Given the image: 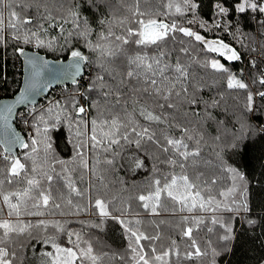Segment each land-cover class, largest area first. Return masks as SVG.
I'll return each mask as SVG.
<instances>
[{"label":"snow or ice","instance_id":"1","mask_svg":"<svg viewBox=\"0 0 264 264\" xmlns=\"http://www.w3.org/2000/svg\"><path fill=\"white\" fill-rule=\"evenodd\" d=\"M142 2L147 4L149 0H132L127 6L126 0H117L116 4L112 0H86L90 8L100 12V31L95 33L93 40L92 23L83 14L78 0H0V45L16 42L14 51L25 57L27 65L24 86L14 102L0 105V147H3L0 152L3 162L0 165V264H16L17 251L9 244L25 237L50 246V251L40 253L41 264H104L108 254H98L89 241L83 240L80 232L67 228L68 222L44 218L88 212L101 220V224L93 227L113 220L122 228L131 253L127 259L132 264H179L181 259L209 256L210 264H216V257L222 251H230L228 245L235 239L232 221L241 212H249L250 206L246 175L229 164L227 157L237 153L248 134L255 131L246 117L256 110L257 97L264 100V90L252 88L255 84L264 88V70H260L250 83L245 82L221 62V59L241 61V53L235 47L219 38L209 39L185 24L198 23L206 32L222 28L233 35L242 48L256 52L255 46L250 47L253 40L244 43L240 20L236 19L235 24L233 20L236 14L243 17L252 13V18L264 27V19L259 18L264 16V0H236L232 8L217 3L216 15L220 19L211 25L196 19L198 4L195 0H164L162 11L142 9ZM5 8L8 9L7 18ZM120 9L129 15L118 16ZM190 13L193 18L185 21ZM176 16L181 19L167 20ZM50 29L57 30V35L50 36ZM21 43L67 52L68 62L52 65L38 54L28 56L24 48L19 47ZM82 48L95 55V59ZM260 54L264 56V44L260 45ZM121 59L124 61L122 70L116 63ZM250 64L257 68L255 59L250 60ZM91 65L96 66V74L86 92L97 94L89 104L97 116L90 121V134L87 131L89 121L84 119L87 109L73 97L71 106L75 119L59 101L43 109L39 116H33L31 124L24 119L35 133L29 134L30 142H26L11 123L16 106L28 101L37 90L49 87L54 80L71 79L73 84H78V78ZM199 70H203L204 75H199ZM205 88H215L216 95L204 99L201 93ZM239 90L245 93L243 113L236 117L239 127L229 129L226 121L217 119L211 109L220 107L225 92ZM201 104L204 107L202 116L198 111H181L185 105L195 108ZM32 111L34 113L35 109ZM189 115L199 117L198 127H190V121L183 122ZM62 123H67L70 131L75 124V156L69 161L55 157L49 135ZM213 125L216 134L210 136L207 129ZM174 129L179 131V136L173 134ZM259 130L264 132V127ZM209 136L214 163L202 155ZM16 146L27 151L19 156L13 151ZM150 147L163 158L149 155ZM129 149H132L130 170L144 168L149 159L153 161V173L160 172L157 163L170 169L161 178L154 176L148 190L135 199L151 217L163 213L178 216L179 224L183 225L181 239L190 242L186 250L181 251L177 241L170 239L168 246L158 251V242L163 238L160 226L168 221L152 219L149 224L154 231L150 233L144 228L139 213L135 218H128L130 204L116 209L119 215L114 214L111 205L115 197L106 198V174L118 170L119 161L128 158ZM56 164L61 166L59 172ZM209 167L214 169L211 175L206 171ZM86 176L88 186L82 188L79 185ZM21 182L25 185L22 189L4 190L5 183ZM96 182L105 190L103 195ZM225 213L231 215L225 219ZM206 220L212 227L207 226ZM247 222L255 223L251 219ZM202 225L209 233H214L217 225L222 229L217 235L220 248L213 247L211 240L207 241L206 249L201 248L193 232L199 231ZM50 228L54 230L52 234H49ZM60 235H65L71 246L59 243ZM119 259L123 262L126 257L119 256ZM20 264H24L23 259Z\"/></svg>","mask_w":264,"mask_h":264},{"label":"trees","instance_id":"2","mask_svg":"<svg viewBox=\"0 0 264 264\" xmlns=\"http://www.w3.org/2000/svg\"><path fill=\"white\" fill-rule=\"evenodd\" d=\"M78 2L82 5L83 14L86 15L92 23V27L94 29L92 39L95 40V33L100 31V25L98 23L100 19V12L90 8L87 5L86 0H78ZM116 2L117 0H112L113 4H116ZM195 2L198 4V8L196 9V19L198 21H207L208 24L211 25L213 21L220 19L216 15V4L222 3L224 6L232 8L236 3V0H195ZM131 3L132 0H126V6L130 5ZM163 3L164 0H149L147 4L142 2L141 8H150L152 10L159 8L162 11ZM65 6L67 7V4ZM17 11H19V9H17ZM4 14L7 18V8L4 9ZM117 15L123 17L128 16L129 13L124 9H120ZM253 15L254 14L252 13H247L243 17H240L239 14H236L233 24H235L236 19L240 20L242 32L245 34L244 43L248 44L249 40H253V44L250 45V47L255 46L257 48L256 52H249L245 48H242L236 39H234L233 35L229 34L227 31H224L222 28L214 29L211 32H206L199 28L198 23L193 25L185 24V26L193 27L194 30L200 31L201 34L205 35L209 39L219 38L225 43L235 47L237 51L241 53V61L228 62L221 59V62L224 63L226 67H229L232 72L236 73L237 76H239L245 82L250 83L252 78L255 75H258L260 70H264V61L259 58V56H261V58L264 59V56L260 54V45L264 44V35H262V33H264V27H261L257 23V20L252 18ZM173 18L177 20L181 19L180 17L176 16L168 17L167 20L170 21ZM192 18V14L190 13L184 18V20L186 21L187 19ZM259 18L263 19L264 16H260ZM160 19L165 18L160 17ZM45 27H47V25H45ZM65 27L68 28L70 25H65ZM232 31L235 32V27H233ZM48 34L50 36H55L57 35V30L50 29ZM177 35L179 38L180 34ZM174 46L178 48L179 44ZM16 47L17 45L14 41H10L7 46L0 45V99L13 97L18 92L21 85L23 75L22 63L20 55L14 51ZM19 47L24 48V50L36 51L47 56L48 58L55 60L68 59V53L60 50L51 51L47 48H37L34 46V44L22 43L19 45ZM169 47L171 48L173 45L170 43ZM82 51H84L85 54L91 55L92 59H95V55L88 53L86 49L82 48ZM149 51L151 52V50ZM193 55H195V53H193ZM252 59L256 60L257 68L255 69L252 68L250 64V60ZM116 63L122 70L124 65L123 59L118 60ZM95 74L96 66H88L85 69L84 76L78 84L55 88L36 106H29L20 110L18 112L16 127L26 136V142H30L29 134L35 135V133L31 127L27 126L23 122L24 119H27L31 124L33 122V116H39L43 109H47L56 101H59L62 106H67V112L71 113L75 119V110L71 106L73 97L79 101V105L82 104L81 100H85L88 113L84 115V119L89 121L87 131L90 134V121L97 116V112L95 109L89 107V104L92 99L97 98V94H88L86 89L91 80L94 78ZM198 74L204 75L203 70H199ZM106 79L108 78L106 77ZM208 83L211 85L212 81L209 79ZM252 88L254 91L264 90V88H261L259 84L252 85ZM80 92H82L83 96L79 95ZM201 95L206 100L211 99L216 95V89L205 88ZM244 103L245 93L242 90L225 92L224 100L221 102L220 107L211 109V111L217 119L226 121L229 129H232L233 127L238 128L239 125L236 124L235 121L236 117L242 116ZM255 107L256 110L254 113H249L246 117L248 124L253 126L255 131L248 134V137L242 142L237 153L229 154L227 157L229 164L237 167L246 175L249 188L248 199L250 211L247 213L241 212L235 218V220L232 221L235 239L228 245L230 251H222L221 255L216 257V264H264V132L259 130L260 128L264 127V100H261L259 97H257ZM33 109H35L34 113L32 111ZM181 111H188L190 113L192 111H198L202 116L204 107L202 104L196 106L195 108L185 105ZM180 119L183 120L182 117ZM198 120L199 117L189 115L187 120H184L183 122L188 123L190 121V127H198ZM42 127L43 125H41V128ZM207 131L210 136L215 135V125L209 127ZM173 134L179 136V131L174 129ZM49 135L51 136L53 149H55L54 155L57 159L69 161L75 156V149L73 147V143L75 142V124H73L72 130L70 131L67 123H62L61 125L57 126L56 129L51 130ZM210 136L206 137L208 142L203 146L202 155L205 159L212 160L214 163L213 146ZM24 151L27 150H19L17 155L22 156ZM148 151L149 155L151 156L161 155L155 151L154 147H150ZM0 152H3L1 147ZM131 152L132 149H129L126 153V157L128 158L121 159L119 161L118 170L106 174L105 182L108 184L106 198L112 199L115 197V201L111 205L114 214L119 215V212L115 210L121 209L130 204L131 211L128 214V218H135L136 213H139V218L144 221V228L150 233L153 232L154 229L149 224V221L152 219H156L157 221L164 219L168 221V223L160 226V231L163 238L160 242H158V251L162 250L164 247H167L170 239H175L177 241V243L180 245L181 251L186 250L187 244L190 242L181 239L180 228L183 227V225L179 224V217H173L167 213H163L159 217H151L140 207L139 202L135 199L138 194L148 190L149 183L154 176L156 178H161L162 174L169 172L170 169L163 164L157 163L156 167L160 169V172L153 173V161L149 159L145 161L144 168L130 170ZM88 155L90 158L92 157L91 152H89ZM41 156H43L42 146ZM161 158H163L162 155ZM49 160L51 161V156L49 157ZM91 162L92 161L90 159V163ZM2 163L3 162L0 161V165H2ZM28 163L30 168L31 162L29 161ZM120 165H123V167ZM55 166L56 170L59 172L61 166L59 164H56ZM131 168H134V165H131ZM202 170L205 169L202 168ZM175 171L178 173L180 170L177 168ZM206 171L209 175H211L214 169L209 167L206 169ZM121 181H123V183H121ZM223 183L226 185L227 181L225 180ZM96 184L97 188L100 189V194L103 195L105 190L101 185H99V182H96ZM24 186L25 185L22 182L14 183L12 185L5 183L4 190L15 191L22 189ZM79 186L82 188L88 186L87 176L85 177V181ZM95 194L96 189L93 190V195ZM196 214L200 215V213ZM89 215H91V217ZM230 215L231 214L225 213V219H227ZM44 218L68 222L67 228L80 232L83 240L89 241L98 254H108L105 258L104 264H132V262L127 259V257H130L131 255L127 248L128 241L125 238L122 228L115 221L105 220L101 227H93V225L101 224V220L98 216L92 215L91 212L81 213L78 216H61L57 214ZM24 219L35 220L37 218L24 217ZM249 219L255 221V223L249 224L247 222ZM206 224L207 226L212 227L210 221L206 220ZM48 231L49 234L54 232V230L51 228ZM220 232H222V229H220L218 225L214 227V233H209L207 231V227L202 225L199 231L193 232V236L196 238L202 249L207 248V241L209 240L212 241L213 247L220 248L221 245L217 239V235ZM58 242L63 246H71L68 243V239L65 235H60ZM9 247L17 251L18 260L16 264H20V259H23L24 264H26L29 251L32 249H38L41 247V245L37 244L34 240L29 241L25 237L10 243ZM119 256H125L126 260L122 262L119 259ZM173 259L175 260V258ZM210 259V256L206 258H193L191 260L181 259L179 264H210Z\"/></svg>","mask_w":264,"mask_h":264},{"label":"water","instance_id":"3","mask_svg":"<svg viewBox=\"0 0 264 264\" xmlns=\"http://www.w3.org/2000/svg\"><path fill=\"white\" fill-rule=\"evenodd\" d=\"M25 53L28 56L37 55L38 54L43 59H47L48 61H50L52 65H56L57 62H65V63L68 62V59L67 60H55V59H52V58H48L47 56L42 55V54H40V53H38L36 51L25 50ZM20 59H21V63H22V73H23L22 80H21V86H20V89H21L24 86V82H25V78H26V72H27V65L25 63V57L20 56ZM84 73H85V71H84ZM83 76H84V74H83ZM82 77L78 78L79 81L82 79ZM68 85H73V83L71 82V79L54 80L49 87L41 88V89L37 90L35 93H33L29 97L28 101H26L24 104H20V105L16 106V108L14 109V113H13V117H12L11 123H12L13 128L15 129V131L18 132L25 141H26V136L20 130H18V128L16 127V121H17V117H18V112L20 110L24 109V108L29 107V106H32V107L36 106L42 99L47 97L53 89L60 88V87H65V86H68ZM18 94H19V91L11 98H2V99H0V105H3L5 103H13L15 98H16V96ZM1 148L3 150V147H1ZM19 150H21L19 148V146H16L13 149V151L16 154H17V152Z\"/></svg>","mask_w":264,"mask_h":264},{"label":"rangeland","instance_id":"4","mask_svg":"<svg viewBox=\"0 0 264 264\" xmlns=\"http://www.w3.org/2000/svg\"><path fill=\"white\" fill-rule=\"evenodd\" d=\"M259 58L264 61V59H262L261 56H259ZM79 95L83 96L82 92H80ZM81 103H82L81 105H83L87 109V113H88V108H87V105L85 103V100H81ZM141 121L143 123V120H141ZM159 127L163 128L164 126L161 125ZM89 216L91 217V215H89ZM50 250H51L50 246H44V245H41V247L38 249L30 250L28 255H27L26 264H41L40 253L43 251H50Z\"/></svg>","mask_w":264,"mask_h":264},{"label":"flooded vegetation","instance_id":"5","mask_svg":"<svg viewBox=\"0 0 264 264\" xmlns=\"http://www.w3.org/2000/svg\"><path fill=\"white\" fill-rule=\"evenodd\" d=\"M21 86V85H20ZM20 89V88H19ZM19 91V90H18ZM11 98V97H10ZM19 130V129H18ZM22 132V131H21ZM23 133V132H22Z\"/></svg>","mask_w":264,"mask_h":264}]
</instances>
